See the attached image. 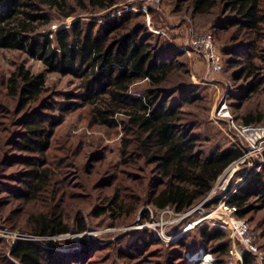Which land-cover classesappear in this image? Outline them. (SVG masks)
Instances as JSON below:
<instances>
[{"label":"rangeland","instance_id":"1","mask_svg":"<svg viewBox=\"0 0 264 264\" xmlns=\"http://www.w3.org/2000/svg\"><path fill=\"white\" fill-rule=\"evenodd\" d=\"M66 2L64 12H74L66 16L56 8H46L50 22L40 33L54 39L57 30L71 31L74 22H79L84 32L94 24L96 32L109 18L136 14L131 24L150 36L148 44L155 52L169 55L175 63L161 86L175 90L172 101H178L184 90L196 96L191 103L182 102L180 109L182 123L198 137V150L204 154L233 143L226 135L224 120L214 119L221 106L238 124H243L242 117L247 114L264 116V20L258 36L248 38L230 25L236 16L221 4L200 15L193 12L189 0H120L106 10L87 7V0ZM262 15L264 18V12ZM204 32H211L221 55L219 72L207 71L203 59L189 51L190 39ZM52 47H56L54 42ZM231 47L245 55L233 59L235 52H224ZM177 50L184 53L175 57ZM20 68L43 74L44 85L37 99H22ZM250 68L255 71L252 77ZM14 75L16 94L11 95L9 80ZM255 82L258 85L252 91ZM145 87L146 83L140 82L130 92L140 95ZM80 97V79L46 72L42 61L21 51L0 49V264H16L10 252L19 239L36 241L58 254L65 264H241L242 245L218 226L226 216L215 208L247 166L230 177L233 166L229 165L209 193L183 213L169 207L158 210L150 204L160 178L156 166L133 151L124 154L122 126L106 128L93 123L89 107L81 104ZM30 123L43 127L44 134L52 129L44 156L23 145L24 139L33 138L28 131ZM38 163L47 169L48 178L43 183L35 181L29 194L27 186L33 182ZM250 208L243 217L237 216L251 230L257 248V254L251 255L254 264H264V208L256 203ZM52 213L66 224L67 233L46 238L29 234L36 219ZM216 230L223 233L222 239L204 241V232ZM83 239L90 244L85 252ZM73 255L81 262H72ZM45 261L42 264H47Z\"/></svg>","mask_w":264,"mask_h":264},{"label":"trees","instance_id":"2","mask_svg":"<svg viewBox=\"0 0 264 264\" xmlns=\"http://www.w3.org/2000/svg\"><path fill=\"white\" fill-rule=\"evenodd\" d=\"M120 0H87V7L106 10ZM195 14H205L221 4L225 11L234 14L231 26L244 31V36L259 33L263 23L264 0H189ZM66 0H0V49L17 50L42 61L46 72L72 75L80 79L81 104L88 106L93 123L114 128L122 126L124 154L129 151L143 157L148 164H154L159 173L157 187L151 195L150 204L163 210L172 208L183 213L203 199L211 190L219 175L241 155V151L231 144L218 147L208 154L198 150V137L182 123V102L191 103L196 98L191 90L179 94L173 100L174 91H166L161 85L175 69L169 55H159L148 41L150 36L142 35L139 26L134 27L131 19L136 14L123 15L120 19H107L94 32L92 24L85 32L79 22H74L71 31L61 28L54 39L39 29L50 22L46 10L56 8L64 15ZM133 16V17H132ZM258 35H256L257 37ZM53 42L56 47H52ZM250 45V44H249ZM226 54L235 52V58L245 54L239 48L231 47ZM184 52L177 50L175 57ZM249 77L255 71L250 68ZM22 83V99H37L43 89V74H31L19 69ZM11 95L16 94V81L10 78ZM145 82L146 87L140 95L131 94L133 86ZM258 82L254 83L252 91ZM180 87L178 91H181ZM67 99H71L69 95ZM123 119L117 121L116 116ZM243 124L264 122V116L247 114L242 117ZM30 136L24 139V146L44 156L50 147L52 129L44 134V128L36 123L28 125ZM33 140H35L33 142ZM264 157V154H263ZM38 163L33 170V182L27 186V193H33L36 182H46V168ZM253 198V201L250 199ZM236 206L237 215L243 217L250 211L252 204L264 208V163L258 172L253 173L239 186L227 200ZM83 230V228H80ZM69 231L66 224L56 214L39 217L29 229L36 237H54ZM204 241L220 240L223 233L216 230L212 234L204 232ZM56 245L55 242L48 241ZM83 251L90 247L89 241L81 242ZM227 245L224 247L225 251ZM16 264H65L63 258L50 250L42 248L32 239H19L10 252ZM72 262L81 259L73 255ZM10 264V263H8ZM241 264H254L251 254L244 252Z\"/></svg>","mask_w":264,"mask_h":264},{"label":"built area","instance_id":"3","mask_svg":"<svg viewBox=\"0 0 264 264\" xmlns=\"http://www.w3.org/2000/svg\"><path fill=\"white\" fill-rule=\"evenodd\" d=\"M188 47L190 52L203 59L207 71H221L223 66L222 58L211 32H204L193 36L190 39ZM224 109L221 106L214 114V119L224 120L228 131L226 135L233 140L232 146L241 151L239 158L230 164V166H233L230 177L244 167V165L247 166V169L234 180L233 184L219 199L215 212L220 211L226 216V219H220L218 226L227 230L230 237L242 245L241 256L244 252L256 255L257 248L253 243V237L247 222L237 216L236 206L228 204L227 200L248 177L258 172L264 163V125L238 124L229 112H225ZM230 254H233V250H230Z\"/></svg>","mask_w":264,"mask_h":264},{"label":"water","instance_id":"4","mask_svg":"<svg viewBox=\"0 0 264 264\" xmlns=\"http://www.w3.org/2000/svg\"><path fill=\"white\" fill-rule=\"evenodd\" d=\"M218 198H219V196L215 197L212 201L215 202Z\"/></svg>","mask_w":264,"mask_h":264}]
</instances>
